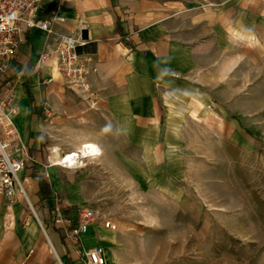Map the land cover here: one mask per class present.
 <instances>
[{"label": "crops", "instance_id": "1", "mask_svg": "<svg viewBox=\"0 0 264 264\" xmlns=\"http://www.w3.org/2000/svg\"><path fill=\"white\" fill-rule=\"evenodd\" d=\"M57 13L54 34L31 30L14 62V156L33 159L19 173L32 211L20 194L0 196V264H90L93 249L105 264H146L102 223L65 239L51 213L34 209L42 201L30 172L75 219L78 206L105 201V188L121 182L140 195L179 196L212 141L252 149L264 139V0H64ZM78 34L88 40V96L67 88L56 56L36 65L59 35ZM87 143L100 157L79 171L51 165L44 176V165Z\"/></svg>", "mask_w": 264, "mask_h": 264}, {"label": "rangeland", "instance_id": "2", "mask_svg": "<svg viewBox=\"0 0 264 264\" xmlns=\"http://www.w3.org/2000/svg\"><path fill=\"white\" fill-rule=\"evenodd\" d=\"M218 146L212 141L208 160L196 158L173 199L121 182L78 213L89 208L107 218L127 257L146 264H264V139L243 151ZM50 190L36 212L51 213L58 201Z\"/></svg>", "mask_w": 264, "mask_h": 264}, {"label": "built area", "instance_id": "3", "mask_svg": "<svg viewBox=\"0 0 264 264\" xmlns=\"http://www.w3.org/2000/svg\"><path fill=\"white\" fill-rule=\"evenodd\" d=\"M63 1L0 0V196L12 199L20 194L31 211L32 205L27 199L19 173L33 159L26 150H23L22 158L14 156L16 145L20 143L19 134L12 123V116L17 113L14 84L20 76V72L15 70L14 62L19 49L26 44L31 30L38 29L47 35L54 34L52 24L63 21L57 13ZM87 45L88 40L82 34L59 35L56 47L41 53L36 65L39 67L56 56L57 69L67 88L78 95L88 96L89 59L85 53L80 52ZM100 155L101 150L97 145L83 144L75 151L59 154L60 161L57 166L80 170L87 165L88 160L97 159ZM51 165H55L54 162L43 166L45 177H48L45 169ZM65 209L64 204L57 202L51 214L53 225L62 231L67 240H78L95 223H102L107 229H115L111 221L92 209L83 208L75 219L66 216ZM86 257L90 264H105L104 257L97 249L88 251Z\"/></svg>", "mask_w": 264, "mask_h": 264}, {"label": "trees", "instance_id": "4", "mask_svg": "<svg viewBox=\"0 0 264 264\" xmlns=\"http://www.w3.org/2000/svg\"><path fill=\"white\" fill-rule=\"evenodd\" d=\"M26 91L28 98L30 99V101H32L33 100L32 93L30 92V89L27 85H26ZM30 176L37 182L39 186L38 195L40 199L43 201L50 200L52 196V192L50 190L49 185L45 182V180L42 177L37 176L33 171L30 172Z\"/></svg>", "mask_w": 264, "mask_h": 264}, {"label": "bare ground", "instance_id": "5", "mask_svg": "<svg viewBox=\"0 0 264 264\" xmlns=\"http://www.w3.org/2000/svg\"><path fill=\"white\" fill-rule=\"evenodd\" d=\"M60 161V159L58 158L56 161H54L55 165H58V162Z\"/></svg>", "mask_w": 264, "mask_h": 264}]
</instances>
